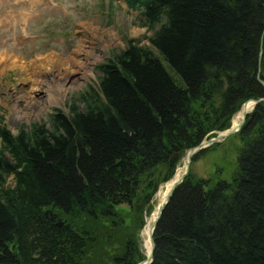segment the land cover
Instances as JSON below:
<instances>
[{
	"label": "trees",
	"instance_id": "1",
	"mask_svg": "<svg viewBox=\"0 0 264 264\" xmlns=\"http://www.w3.org/2000/svg\"><path fill=\"white\" fill-rule=\"evenodd\" d=\"M123 1L154 31L159 56L128 41L98 66L99 105L56 109L50 131L0 126V264L139 263L137 234L160 179L264 97V0ZM235 136L230 180L189 173L171 193L150 264H264V101Z\"/></svg>",
	"mask_w": 264,
	"mask_h": 264
},
{
	"label": "rangeland",
	"instance_id": "2",
	"mask_svg": "<svg viewBox=\"0 0 264 264\" xmlns=\"http://www.w3.org/2000/svg\"><path fill=\"white\" fill-rule=\"evenodd\" d=\"M153 32L144 24L141 13L130 11L123 0H0V126L8 129L12 135H16L20 129L29 132L34 125L44 126L50 131V116L56 109L67 115L72 106L83 111L88 104L99 105V99L95 103L92 93V90H97L101 77L98 66L123 51L128 41L150 49L158 57L149 41ZM91 50L100 57L95 58V63L89 69L90 81L77 78L75 86L67 90L62 105L50 102L43 92L36 93L35 97L28 93L29 77H36L38 74L48 79L61 77L56 68L50 71L47 64L49 71L37 69L34 74L30 68L22 71L7 67L9 63L30 65L31 60L52 52L65 59L75 51L79 58H85L90 55ZM166 69L175 83L183 86L182 79L169 66ZM222 131L224 130L213 132L204 140L213 138ZM239 146V140L232 134L201 149L206 151L198 155L200 150L191 157L187 175L190 173L194 178L208 179L219 174L220 178L230 180ZM186 151L168 179L161 178L164 175L162 168L157 169L156 177L161 178L162 182L145 206L143 225L137 234L144 259L142 229L146 218L155 207L157 190L172 179ZM3 155L12 161L6 152ZM4 185L12 188L13 176L6 177ZM120 209L129 212L126 205H122Z\"/></svg>",
	"mask_w": 264,
	"mask_h": 264
},
{
	"label": "bare ground",
	"instance_id": "3",
	"mask_svg": "<svg viewBox=\"0 0 264 264\" xmlns=\"http://www.w3.org/2000/svg\"><path fill=\"white\" fill-rule=\"evenodd\" d=\"M30 1V0H28ZM81 43H84L82 41ZM80 47V46H79ZM78 47V48H79ZM78 53V52H77ZM57 54V53H56ZM56 54L48 53L47 55H40L37 58L30 61V65H26V63L21 64H13L9 63L7 67H15L19 68L20 70L24 71L26 68L32 69L33 73L35 74L37 69H41L44 71H51V69L56 68L59 72L58 75L61 77L48 79L45 76H40L39 74L36 77H29V95L34 96L36 93H45L47 99L50 102L56 105L63 104V98L67 93L68 89H72L75 86V80L77 78H82L86 81H90L89 76V69L95 63V58H99L100 56L95 53V51L91 50L89 52V56L85 58H79L77 54H72L68 58L63 59L61 56L59 57ZM94 58V59H93ZM4 60V59H3ZM49 64L50 68L48 69L46 65ZM45 73V72H43ZM74 75H78L76 77ZM68 83V84H67ZM63 95V97H62ZM29 97V96H28ZM253 106L252 101H248L241 110L235 113L232 120V126L236 128L242 120V113L244 111H250ZM192 155L189 153H185L182 158L181 163L177 166L175 173L171 180L164 183L158 190L155 195L156 203L153 211L149 216H147L144 227L142 229V234L144 237V254L145 257H148L151 251V243H150V229L152 226L153 221L155 220L158 212L159 206L166 200V196L172 188V185L175 181L179 180L181 176L185 172L186 162L191 160ZM143 243V242H142Z\"/></svg>",
	"mask_w": 264,
	"mask_h": 264
},
{
	"label": "water",
	"instance_id": "4",
	"mask_svg": "<svg viewBox=\"0 0 264 264\" xmlns=\"http://www.w3.org/2000/svg\"><path fill=\"white\" fill-rule=\"evenodd\" d=\"M262 39H263V37H262ZM259 62H260V55H259L258 63H259ZM257 80H258L261 84L264 85V81H262V80L259 78V71L257 72ZM248 101H252V102H253V106H252V108H251L250 111H244V112L242 113V120H241V123H240L236 128H234V127L232 126V124H231V126H230L229 128L225 129V130L222 131V132H218V133L216 134L215 137L210 138V139H208V140H204V141H202L201 143H199L197 146L192 147V148H189V149L186 151V153H189V154H191V155L193 156L194 154H196V153H197L198 151H200L201 149H203V148H205V147H208L209 145H212V144H214V143H218V142H220L221 140L227 138L228 136L237 133V132L240 130V128L242 127V125H243V123H244V121H245L247 115H248V114L254 109V107H255L259 102L264 101V97H263V98H260V99H257V100H255V99H250V100H248ZM248 101H245V102L241 105L240 110L242 109V107H243ZM189 165H190V160L186 162V167H185V172H184V174L181 176V178H180L179 180H177V181H175V182L173 183L171 190L169 191V193H168L167 196H166V200H165V201L159 206V208H158V212H157V216H156L155 220L153 221L152 226H151V229H150V243H151V251H150V254H149L148 257H146L143 261H141V262L138 263V264H150V262H151V260H152V252H153V249H154V241H153V238H152V234H153L154 228H155V226H156V224H157V222H158V220H159V218H160V215H161V212H162L163 208L165 207V205L167 204V202H168V200H169V198H170V196H171V193L173 192V190H174L178 185H180V184L183 182L184 178L186 177V175H187V173H188V170H189ZM47 214L50 215V217H51V221H55V220H56V216L53 215L51 212H45V215H47ZM62 224H63V222L60 221V220H58V221L55 223V225H56L57 227H61ZM36 254H37V253H36Z\"/></svg>",
	"mask_w": 264,
	"mask_h": 264
}]
</instances>
